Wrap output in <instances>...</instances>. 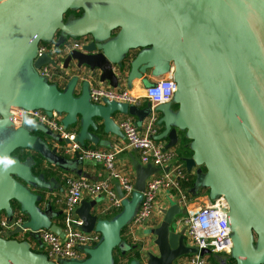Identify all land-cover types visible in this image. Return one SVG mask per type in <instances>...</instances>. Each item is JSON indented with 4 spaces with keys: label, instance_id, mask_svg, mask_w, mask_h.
Here are the masks:
<instances>
[{
    "label": "water",
    "instance_id": "1",
    "mask_svg": "<svg viewBox=\"0 0 264 264\" xmlns=\"http://www.w3.org/2000/svg\"><path fill=\"white\" fill-rule=\"evenodd\" d=\"M78 9L84 14L64 23V15ZM119 29L116 38L103 43ZM58 30L63 36H91L100 42L70 50L64 67L76 61L78 68L88 67L90 74L112 88H121L123 79L130 84L148 71L154 78L172 72L177 85L173 100L156 108L165 113L159 121L165 125L163 135L169 134L176 144L177 130L186 131L194 153L185 159L186 170L196 169L198 185L210 190L211 201L221 196L227 201L230 255L236 264H264V0H0V214L4 211L12 220L11 201L16 200L28 219L15 233L28 230L38 239L40 229L64 237L61 226L53 222L54 214L63 211L54 213L46 194L56 178L46 181L43 175H34L32 157L21 161L14 152L32 149L48 164L91 177L78 169V152L75 159L62 154L58 149L62 140L31 119L16 126L9 108L42 109L50 116L56 111L66 128L80 123L76 141L83 146L86 140L97 143L90 128L103 125L113 131L117 114L143 113L128 103L107 99L93 103L88 80L76 92L78 75L64 90L40 75L39 69L56 63L48 54L37 56L39 44L50 41ZM126 64L129 68L122 77ZM142 80L146 88L155 84L147 77ZM172 103L179 105L177 111H171ZM133 166L131 198L124 196L119 183L115 185L123 205L117 216L100 218L103 196L81 200L77 226L87 233L99 232L101 241L85 249V259L62 264H114L116 248L123 254L135 248L122 240L121 231L132 222L148 179L161 168L139 161ZM169 169L165 167L166 172ZM30 187L46 191V209L37 205L42 195ZM161 212L162 221L149 231L156 251L147 250L142 263L130 264H185L184 256L197 253L185 243V228L172 229L174 219L183 214L180 206L173 203ZM0 264L60 263L33 251L28 241L7 239L0 232Z\"/></svg>",
    "mask_w": 264,
    "mask_h": 264
},
{
    "label": "built area",
    "instance_id": "2",
    "mask_svg": "<svg viewBox=\"0 0 264 264\" xmlns=\"http://www.w3.org/2000/svg\"><path fill=\"white\" fill-rule=\"evenodd\" d=\"M73 47L81 48L82 45L74 44ZM48 49L46 42L40 45L37 56L47 54ZM38 72L48 81L53 76L49 66H43ZM176 89V82L172 72H170L166 77L159 78L154 85L146 88L144 97L152 107H157L171 102ZM106 99L136 105H139L141 101L126 88L91 87V101L93 103L100 104ZM9 110L16 126L21 125L26 119H31L48 128L62 140V143L58 145L62 154L68 156L78 152L80 162H95L105 169L107 176L98 181L76 175L65 177V195L64 198L58 200L63 211L61 229L64 237L50 229H40L36 232L49 259L58 263L85 259V249L96 246L101 241V234L96 231L87 233L77 226L81 221L76 214V209L81 200L86 195L93 199L103 196L104 211L120 210L123 208L122 199L117 194L114 181L120 184L124 196L131 198L135 191L134 180L116 169V152L87 148L76 141L77 132L64 127L62 116L56 111H52V116H50L42 109L30 110L10 107ZM120 127L125 137L126 146L138 150L141 163L143 165L152 164L161 168L158 174L151 176L147 181L143 199L132 220L133 227H140L151 219L156 209L158 197L165 193L171 201L180 206L183 214H185L179 223L186 229L185 239L188 241L186 245L197 249V253L192 254L185 264H211L206 258L207 255L200 254L202 249H209L210 254L224 253L230 255L233 242L232 232L228 226L227 201L221 196L207 205L198 208L191 207L192 199L181 183L183 180H187L186 169L176 162L174 150L166 149L160 141L154 138L158 131L156 115L153 113L150 124L143 134L139 132L137 125L129 118L124 119ZM168 166L170 169L166 172L165 167ZM23 215L22 212L14 213L12 220H9L6 214L3 215L0 219V232L5 236L11 235L25 222ZM25 233L29 234V231L25 230L20 235Z\"/></svg>",
    "mask_w": 264,
    "mask_h": 264
},
{
    "label": "crops",
    "instance_id": "3",
    "mask_svg": "<svg viewBox=\"0 0 264 264\" xmlns=\"http://www.w3.org/2000/svg\"><path fill=\"white\" fill-rule=\"evenodd\" d=\"M119 33H120V29L117 30L113 36H112V32H111L110 35L106 36L107 38L104 40L103 43H107V42L109 43V41L116 38L119 35ZM99 44H100V42L95 43L94 39L91 37L90 40L86 41L85 45L99 46ZM109 50L113 51L112 48ZM73 65L74 66H72V69H71V70H73V72H72L73 76H75V75L79 76L78 84L76 86V92L77 93H79L81 91L82 82L84 80H88L91 87L92 86H98V87H102V88H112L109 85L108 81L100 82L99 79L96 77V75L90 74L88 67L82 66L81 68H78L76 66V61H73ZM167 75L168 74L164 75L161 78H164ZM146 77L148 79H152L154 81H157L159 79V78H154L152 76L151 71H148L142 78L133 79L130 82V84L126 82V79H123L122 87H121V88L128 89L131 94H133L137 98H140L141 101H140L139 105H136V104H130V105L136 106L139 110H141L143 112V113H141V116L130 115L129 113L117 114L116 117L113 118L114 119L113 120L114 121V130L113 131H111L110 129H107L103 125H100L99 126L100 128L98 130H94L93 128H90V130H89L90 133H92L94 135V137L96 136L98 138L97 143L93 142L92 140H86L85 144H84V146H87V147L97 148V149H102V150H111V151L116 152V169L119 172H121L125 175H128L133 180H135V169H134L133 163H134V161H139V162H141V161L139 158L138 150L131 149V148H128L126 146L125 137H124V134H123L121 127H120V124L124 119H128V118L131 119L137 125L139 132L143 134L146 132L147 127L150 124L151 117L154 113L157 117V129L159 130L161 128V126H164V129L161 133H159L157 131V135L162 136L161 143L165 146V148H167L169 150H174V147L177 145V143L179 142V139H180V136L178 133L179 130H177V133H176V135H177L176 144H173V141L170 138L169 134H167L166 136L163 135L166 131L165 125H164V123H159V121L162 118H164L165 113H164V111L162 112L160 110L156 111L157 107H152L150 102L144 97L146 86L143 84L142 79H144ZM60 83L62 84V86H65V82L63 79L61 80ZM113 89H118V88H113ZM178 108H179V105L177 103H172L171 111H177ZM80 126H81L80 123H78V125L76 127H69V129L74 131L77 128L80 129ZM38 136H40V135H38ZM41 137H42V139L46 140L49 144L53 143V141L50 140V137L45 136V135H42ZM55 145H57V144L55 143L54 146ZM68 157L70 159H75V155H68ZM78 169H80L82 171V173L88 174L91 177V179H89V178H86V179L92 180V181H98V180H101L107 176V173H106L105 169L102 167V165L97 164L95 162H91V161L80 162ZM192 173L196 174V169H194L192 171ZM61 175H63V176L57 178L56 181L52 184L53 188L51 190H47V192H46V194H48L51 197V201H52L51 205L56 203L57 206H60V204L58 203V200L64 198L65 191H66V185H65V177L66 176H75V175L76 176L77 175L82 176L81 174H78L75 171H68V170L62 171ZM116 183H118V182L114 181V186L116 185ZM115 189H116V187H115ZM34 190L37 191L38 189L34 188ZM83 199L91 200L93 198L86 195V196H84ZM193 199L191 201V207L192 208H198L200 206H204V205H207V204L212 202L208 195L207 196L202 195V196L197 197L198 202H194ZM173 203L174 202L171 201V199L169 197H167V195L165 193H162L157 199L156 209H155L151 219L146 224L135 228V230L133 232L134 244H130V245H134L135 249H136V246L138 247V249H141L140 253L142 255H144V252L146 253L147 250L156 251V249H155L156 247L151 244L152 241L154 240V237L150 235L149 231H150V229L158 226L159 223L162 221L163 214L161 212V209L168 208ZM41 206L43 209H46L47 208L46 201H44L41 204ZM99 207H100L99 208L100 218L104 217V219H112V218H110L111 215L113 214V213H111L112 211H110V212L104 211V207H105L104 201H102L101 204H99ZM58 211H59V209H58ZM56 212H54V213H56ZM54 215H55L54 217H56V214H54ZM179 221H180V219L177 221L178 229L182 227L180 225ZM62 223H63V221H62ZM33 239L35 240L33 245L31 243V241H33V240L30 239L28 241L31 245V248L39 249L42 251L40 253L46 255V251H45V248H44L42 242L36 237H33Z\"/></svg>",
    "mask_w": 264,
    "mask_h": 264
},
{
    "label": "trees",
    "instance_id": "4",
    "mask_svg": "<svg viewBox=\"0 0 264 264\" xmlns=\"http://www.w3.org/2000/svg\"><path fill=\"white\" fill-rule=\"evenodd\" d=\"M79 15H80V17L82 16L81 13ZM80 17H78V18H80ZM61 35H63L62 32H61ZM54 36H53V38H54ZM64 37H65V40L67 43L64 42L65 40L64 41L61 40L60 42H64L66 44L65 49L67 51L71 46L73 47L74 44H79V45L85 44L87 36H84V37L64 36ZM53 38L50 41H42V42L43 43H45V42H51L52 43ZM72 77H73L72 73L64 75L63 80L65 82V86H61V87L59 86V83L61 82V80H60V82L57 81V83L50 82V81L49 82L55 83L60 90H64L67 87V84L71 80ZM76 126H74V127H76ZM163 129H164V126H161V128L158 130V132L161 133L163 131ZM74 131L78 132L79 129L77 128ZM33 133L42 136V133L39 131H34ZM178 133H179L180 139H179V142L177 143V145L174 147V151L176 153V162L183 165L184 168L186 169L185 159L192 157L194 154L193 150L191 149L192 140L186 136L185 130H179ZM161 140H158V141L161 142ZM85 147H87V146H85ZM87 148H91V147H87ZM14 155L18 156L21 161H25L28 158L32 157V159L34 160V164L31 167L32 173L36 176L43 175L44 180H46V181H49V179H51L53 177L57 179V178L63 176L61 174H62V171H64V169H62L58 166H53L51 164H48L46 162V160L42 157V155L37 151H34L32 149L20 148L14 152ZM202 170H203V172H205L206 168L202 167ZM186 173H187V180H183L181 183H182V186L185 189L186 193L189 195L190 199L195 198L196 195L200 196L202 193L209 195L210 190L208 188H205V187L198 185L196 174H194L192 172H188L187 170H186ZM77 176H79V175H77ZM30 188L33 192H39L42 195V200L40 202H37V205L43 210L41 204L45 201V192L46 191L43 189H38L37 191H35L34 188H36V187H30ZM11 206H12L15 214H19L21 212L20 211V204L16 200L11 201ZM52 208H53L54 212L57 211L56 213H59V211L61 210L58 208V206L56 204H53ZM58 209H59V211H58ZM121 211H122V209L117 210V211H112L111 213H113V214L111 215L110 218L117 216ZM2 215H5L4 211L0 214V219H1ZM23 219L25 221H27L28 216L26 214H24ZM103 219H104V217H103ZM62 221H63V215L62 214L61 215L58 214V215H56V217L53 218V222L55 224L60 225V226L62 225ZM134 230H135V227H133L132 222L129 223L126 227H124L121 231L122 240L128 244H134V238H133ZM2 236L6 237L7 239H17L16 237L18 236V233L13 232L9 236H5L2 234ZM28 236H29V239L34 240L33 237L30 236L29 234H28ZM17 240L24 241V240H26V238L17 239ZM31 249L37 253L42 252L39 249H33V248H31ZM140 250L141 249L137 248L135 250H132V251H129V252L123 254L118 248H116L113 251L114 264H130L133 260H139L142 263V261L144 259V255H142L140 253ZM206 258L210 261L211 264H236V261L231 257V255L209 254L206 256Z\"/></svg>",
    "mask_w": 264,
    "mask_h": 264
},
{
    "label": "flooded vegetation",
    "instance_id": "5",
    "mask_svg": "<svg viewBox=\"0 0 264 264\" xmlns=\"http://www.w3.org/2000/svg\"><path fill=\"white\" fill-rule=\"evenodd\" d=\"M83 15L84 14V10L83 9H78V10H69L65 15H64V18H63V21L64 23H68L69 21H72V20H75L77 19L78 17H80V14ZM61 30H58L54 35V38H53V42H46V44L48 45L49 49H48V52L47 54L52 58L54 59L56 65L55 66H52V65H48L50 67V70L52 72L53 75L56 76V80L58 79L59 81L63 79L64 75H67L69 73H72L70 71H68L70 69V67H72L73 65V60L69 61L68 62V66L67 67H64L65 63H66V58H67V55L69 53L70 50H73V49H78V48H75V47H70L67 51L65 49V43L66 40H65V37L63 35H61ZM116 31H113L112 32V36L115 34ZM91 39V36H87L86 37V41L87 40H90ZM64 41V42H60V41ZM44 44L42 41L40 42L39 46ZM141 51V49H138V50H134L131 52L132 56H135L137 55L139 52ZM127 66V67H126ZM126 66H124V68L120 71V76H124L125 74V70L128 71V64H126ZM52 67V68H51ZM122 80V79H121ZM1 117V116H0ZM56 204V203H54ZM59 209H62V206H58ZM181 215L176 217L173 221V226H172V229L173 230H176V231H180L182 229H184L185 227L182 226L181 228L178 229L177 227V221L179 219H181ZM18 237V236H17ZM16 237V238H17ZM21 238H26V241H29V236L28 234H22L21 235ZM191 255H186L183 257V262L185 263L189 258H190ZM62 264V263H60Z\"/></svg>",
    "mask_w": 264,
    "mask_h": 264
},
{
    "label": "rangeland",
    "instance_id": "6",
    "mask_svg": "<svg viewBox=\"0 0 264 264\" xmlns=\"http://www.w3.org/2000/svg\"><path fill=\"white\" fill-rule=\"evenodd\" d=\"M72 66H74V65H72ZM27 67H28V64H25V65L23 66V68H24L23 71H24ZM71 69H72V67H70L69 71H70V72H73V70H71ZM49 81H50V82H55V83H57V81H59V80H58V79L56 80V76L53 75L52 78H49ZM59 82H60V81H59ZM59 86H60V87L62 86L61 83H59ZM5 132H6V130H3V131H2L3 135L5 134ZM202 195H206V194H205V193H202L200 196H202ZM206 196H207V195H206ZM197 197H199V196L196 195V196H195L196 199H195V198L193 199L194 202H198ZM2 216H3V215H2ZM2 216H1V217H2ZM184 216H185V214L181 215V217H184ZM178 226H179V225H178ZM186 238H187V237H186ZM17 239H22L20 234H18ZM29 240H30V239H29ZM34 241H35V240L31 241L32 245L34 244ZM185 243H186V244L188 243L187 239H185ZM137 248H138V247L136 246V249H137ZM132 250H135V248L132 249ZM132 250H131V251H132ZM220 254H221V255H224V253H217V255H220Z\"/></svg>",
    "mask_w": 264,
    "mask_h": 264
}]
</instances>
